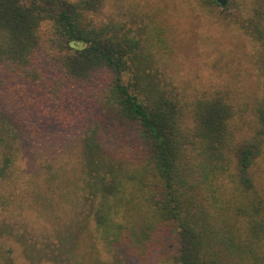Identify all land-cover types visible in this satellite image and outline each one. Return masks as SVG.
I'll list each match as a JSON object with an SVG mask.
<instances>
[{
    "label": "trees",
    "instance_id": "16d2710c",
    "mask_svg": "<svg viewBox=\"0 0 264 264\" xmlns=\"http://www.w3.org/2000/svg\"><path fill=\"white\" fill-rule=\"evenodd\" d=\"M113 1L0 0V186L26 141L30 206L58 224L70 212L68 237L80 234L78 255L51 264H264V86L243 101L222 88L179 100L157 79L173 51L164 20L150 15L144 38L113 15L93 22ZM183 2L202 17L221 5ZM239 26L264 52V10ZM127 130L143 144L132 156L113 143ZM11 235L0 228V264L20 256Z\"/></svg>",
    "mask_w": 264,
    "mask_h": 264
},
{
    "label": "rangeland",
    "instance_id": "374dc122",
    "mask_svg": "<svg viewBox=\"0 0 264 264\" xmlns=\"http://www.w3.org/2000/svg\"><path fill=\"white\" fill-rule=\"evenodd\" d=\"M189 10L190 7L183 0H114L110 7L91 17L97 24L108 23L112 18L118 20L123 24L120 27L122 30L130 29L133 35L139 32L141 38L149 35L146 25H154L150 15L163 19L173 51L167 55L166 60L159 58L156 64L157 79L167 92L173 91L179 100H189L203 91L211 92L219 88L231 90L239 101L260 97L264 86L261 64L264 52L259 43L239 25L256 12L263 11L264 0H225L224 4L216 8L215 13L206 17L200 16V10ZM216 14L229 17L231 21L222 22ZM110 15L113 17L110 18ZM235 16L239 22H235ZM95 113L94 109H84L86 118H92ZM55 128L61 131L57 135L58 140L65 142L70 138L67 128L61 125ZM48 135L54 136V133L50 131ZM113 143L116 151L123 156H132L143 145L141 138L130 130L119 133ZM20 152L14 163L11 181L7 182L6 178L0 186L12 200L5 211L0 209V228L11 233V237L16 240H9L14 252L20 250V256H15L14 264H51L48 259L55 251L63 253L67 258L70 252L71 258L74 252L78 255L76 249L80 243V234L68 237L71 229L68 224L73 214L69 212V215L62 217V223L58 224L38 216L30 206L25 173L34 167V160L26 141ZM258 166V184L264 193V157ZM15 175H20V179L15 178ZM79 218L80 215L77 220ZM64 222L68 224L64 225ZM11 246L7 247L11 249ZM119 254L120 257L124 255L121 250ZM2 255L7 256L5 253ZM8 256L12 264L13 257ZM87 262L91 264V258Z\"/></svg>",
    "mask_w": 264,
    "mask_h": 264
},
{
    "label": "flooded vegetation",
    "instance_id": "af4514ba",
    "mask_svg": "<svg viewBox=\"0 0 264 264\" xmlns=\"http://www.w3.org/2000/svg\"><path fill=\"white\" fill-rule=\"evenodd\" d=\"M225 0L221 1V4H224Z\"/></svg>",
    "mask_w": 264,
    "mask_h": 264
},
{
    "label": "water",
    "instance_id": "95a60500",
    "mask_svg": "<svg viewBox=\"0 0 264 264\" xmlns=\"http://www.w3.org/2000/svg\"><path fill=\"white\" fill-rule=\"evenodd\" d=\"M218 1H220V2H221V1H223V0H218Z\"/></svg>",
    "mask_w": 264,
    "mask_h": 264
}]
</instances>
